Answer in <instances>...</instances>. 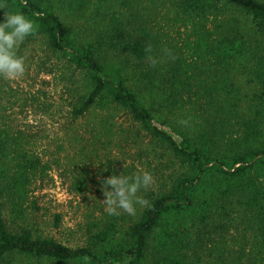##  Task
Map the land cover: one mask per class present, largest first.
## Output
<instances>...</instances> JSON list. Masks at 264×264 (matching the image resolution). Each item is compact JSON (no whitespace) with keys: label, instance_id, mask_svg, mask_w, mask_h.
<instances>
[{"label":"trees","instance_id":"obj_1","mask_svg":"<svg viewBox=\"0 0 264 264\" xmlns=\"http://www.w3.org/2000/svg\"><path fill=\"white\" fill-rule=\"evenodd\" d=\"M0 3V21L19 11L39 25L19 56L39 41L79 77L73 121L104 113L96 140L107 148L122 113L123 136L167 159L160 187L140 193L150 207L104 212L71 247L19 225L51 167L0 124V264H264V0ZM162 23L182 28L183 42ZM87 186L84 174L71 184Z\"/></svg>","mask_w":264,"mask_h":264},{"label":"rangeland","instance_id":"obj_2","mask_svg":"<svg viewBox=\"0 0 264 264\" xmlns=\"http://www.w3.org/2000/svg\"><path fill=\"white\" fill-rule=\"evenodd\" d=\"M162 24L183 42L182 28ZM21 57L26 65L24 76L16 80L0 78V124L21 131L26 147L51 168L30 187L25 216L18 223L67 246H80L91 223L104 214L102 181L113 174L150 171L155 180L150 189L155 190L161 185V173L167 174L161 172V163L165 165L167 159H161V149L147 139L134 142L123 136L119 129L130 126L122 113L112 120L114 133L105 148L96 140V135L100 137L97 125L104 113L95 111L72 120L70 110L80 92L79 77L70 75L64 62L39 41L25 48ZM93 142L98 150L90 153ZM80 174L86 176L88 186L76 193L71 184Z\"/></svg>","mask_w":264,"mask_h":264},{"label":"clouds","instance_id":"obj_3","mask_svg":"<svg viewBox=\"0 0 264 264\" xmlns=\"http://www.w3.org/2000/svg\"><path fill=\"white\" fill-rule=\"evenodd\" d=\"M0 9H5L0 3ZM39 25L30 17L19 11H5L0 21V78L16 80L24 76L26 65L24 58L19 56L18 49L24 41L36 34ZM152 52L151 47L146 49ZM151 65L155 67L159 59L149 56ZM188 126V120L180 121ZM154 176L150 171L140 174L110 175L102 181L105 199L102 202L104 212L110 217H119L122 213L135 217L138 208L150 207V201L140 193L147 192L154 185Z\"/></svg>","mask_w":264,"mask_h":264}]
</instances>
